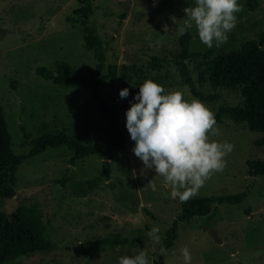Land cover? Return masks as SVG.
Listing matches in <instances>:
<instances>
[{"label":"rangeland","instance_id":"rangeland-1","mask_svg":"<svg viewBox=\"0 0 264 264\" xmlns=\"http://www.w3.org/2000/svg\"><path fill=\"white\" fill-rule=\"evenodd\" d=\"M257 1L258 7L250 11L244 0H238L243 11L236 14V27L220 47L208 48L201 43L195 27L185 30L191 36L187 66L202 94L212 93L208 83L197 82L204 57L236 50L264 32V0ZM90 3L87 24L105 44L103 72L107 65H117L115 83L103 81L100 97L118 112L126 131L125 147L112 153L107 176L101 174L103 160L98 155H88L70 166L71 151L66 146L49 147L22 161L16 171L15 195L0 200V211L12 213L20 205L34 207L52 248L6 264H118L119 256L132 255L140 248L153 264L155 251L180 210L179 200L170 198V189L163 186L164 178L155 176L154 168L145 170L146 174L141 170L143 163L132 151L135 142L127 131L125 113L146 78L168 90L181 91L185 98L194 97L174 67L154 69L149 65L153 55L172 60L180 51L183 9L194 5V0ZM78 7V0H0V101L16 154H26L30 140L60 130L80 138L86 132L98 143L109 126L89 90L56 85L35 73L40 66L52 70L59 61L84 74L93 68L95 61L83 45V27L72 21ZM146 37H151V46ZM122 88L129 89L127 98H120ZM216 94L215 100H200L214 115L219 106H241L244 101L239 86L218 87ZM217 124L221 135L214 139L227 140L234 150L225 158L224 170L211 176L196 196L246 191V198L236 205H213L211 216L180 223L173 245L164 254V264H184L180 250L185 246L192 256L191 264H264V176L248 175L247 167L249 160L264 159V146L255 144L263 134L250 131L245 122H235L230 114L223 115ZM68 167L69 178L62 185L59 181ZM152 178L157 185L155 192L147 186ZM154 226L159 228V244L147 235ZM99 238L125 243L80 245Z\"/></svg>","mask_w":264,"mask_h":264},{"label":"trees","instance_id":"trees-1","mask_svg":"<svg viewBox=\"0 0 264 264\" xmlns=\"http://www.w3.org/2000/svg\"><path fill=\"white\" fill-rule=\"evenodd\" d=\"M91 0H78L79 7L74 11L77 15L76 23L82 25L83 45L91 52L95 61L93 68L88 74H84L71 67L66 62H56L54 69L37 67L35 73L40 77L51 80L56 85L77 87L89 90L91 100L98 103V111L109 126L102 131L98 137V143L85 132L80 137H72L65 130L54 133H46L30 140L31 148L26 154L14 153L11 146V135L7 129L3 107L0 101V200L11 199L15 195L16 171L19 164L47 148L66 146L71 151L69 159L73 166L80 159L88 155H98L103 160L101 174L107 176L109 173V160L115 151L125 147L126 131L122 127L121 119L117 111L109 104L101 101L100 91L103 81L109 80L115 83L117 77V65L109 64L105 68V44L95 29L88 25V18L92 13ZM248 10L254 11L258 7L257 0H244ZM190 33L185 31L178 42L180 51L172 60L151 56L149 65L154 69L163 66L174 67L179 77L190 90V93L199 100L211 101L217 98L218 87L239 86L242 90L244 101L241 106H219L215 113L217 123H220L223 115L230 114L235 122H245L250 131L258 132L263 136L255 144L264 146V32L257 39L243 42L236 50L219 52L213 57H204L200 69L197 71V82L208 83L212 93L204 95L197 90L195 82L190 75L187 60L190 58L189 41ZM25 139H29L26 130L21 127ZM248 175L264 176V159L249 160L247 162ZM71 168L65 171L60 183L63 185L69 178ZM247 192L236 194H222L211 196H196L185 203L180 201V210L173 218L171 225L165 232V238L157 247L153 264H164V254H160L159 248H170L176 239V231L180 223L193 217L211 216V209L216 204H239L246 198ZM144 239L143 236L139 237ZM138 239V238H137ZM110 243H121L125 241L99 238L85 240L80 245L101 246ZM51 241L45 236V226L38 211L27 205H20L12 213L0 211V264H6L20 256L35 252L49 251Z\"/></svg>","mask_w":264,"mask_h":264},{"label":"clouds","instance_id":"clouds-1","mask_svg":"<svg viewBox=\"0 0 264 264\" xmlns=\"http://www.w3.org/2000/svg\"><path fill=\"white\" fill-rule=\"evenodd\" d=\"M185 22L181 34L195 27L198 37L208 48L220 47L236 27L237 13L243 11L238 0H194L185 7ZM178 24L175 16L170 17ZM167 26H165V30ZM151 46V37H146ZM120 98L129 96L122 88ZM126 110V128L135 142L132 149L145 170L155 169V176L164 178V187L170 189V198L181 203L198 195L206 181L226 167V157L234 150L227 140L214 139L221 130L214 113L195 97L185 98L179 90H168L152 79H144L139 91ZM147 186L157 191L152 178ZM167 196L168 193H165ZM147 235L160 243L159 228L153 227ZM184 264H191L187 246L181 248ZM160 254L166 249L161 246ZM118 264H151L148 253L138 249L132 255H121Z\"/></svg>","mask_w":264,"mask_h":264}]
</instances>
